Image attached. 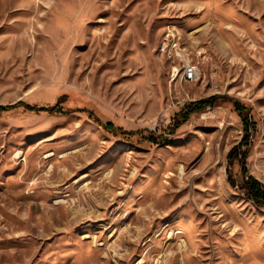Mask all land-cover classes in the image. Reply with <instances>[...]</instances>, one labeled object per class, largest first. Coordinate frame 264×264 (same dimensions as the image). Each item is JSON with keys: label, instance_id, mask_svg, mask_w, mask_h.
<instances>
[{"label": "rangeland", "instance_id": "374dc122", "mask_svg": "<svg viewBox=\"0 0 264 264\" xmlns=\"http://www.w3.org/2000/svg\"><path fill=\"white\" fill-rule=\"evenodd\" d=\"M21 102L64 113H0V264H264V207L228 181L240 102L264 183V0H0V106Z\"/></svg>", "mask_w": 264, "mask_h": 264}, {"label": "trees", "instance_id": "16d2710c", "mask_svg": "<svg viewBox=\"0 0 264 264\" xmlns=\"http://www.w3.org/2000/svg\"><path fill=\"white\" fill-rule=\"evenodd\" d=\"M218 96H212L206 99L197 100L188 104L185 110L181 111L177 116L176 123L170 127L169 133L174 134L177 129L184 123H186L190 117L197 112L205 111L209 107H215L218 103ZM235 111L241 117L244 124V138L241 143L235 146L229 154V162L232 165L236 160L239 161V165L242 171V179L240 185L234 180V176L231 170H229V184L232 188H237L240 192L244 193L245 197L253 201L256 205L264 207V183L259 179L251 175L247 168V158L248 151H242L241 148L244 145H247L248 148L251 147L250 139L257 131V122L250 112L247 111L246 107L240 102L233 103ZM23 107L29 112L35 113H49V114H63L64 109L58 103L50 107H36L31 106L26 103H18L10 106H0V113L5 111L14 110L17 108ZM90 118L93 119L100 127H102L106 132L113 133L115 135L122 134L124 136H132L138 132H131L123 130L122 128L116 127L112 122L103 123L99 118L94 117L93 114H90ZM168 140V139H167ZM150 141L154 144H160L155 136L152 134L150 136Z\"/></svg>", "mask_w": 264, "mask_h": 264}, {"label": "built area", "instance_id": "2783aa9c", "mask_svg": "<svg viewBox=\"0 0 264 264\" xmlns=\"http://www.w3.org/2000/svg\"><path fill=\"white\" fill-rule=\"evenodd\" d=\"M161 53L166 56L172 63H182V74L180 80L182 82L193 83V78H198L200 75L199 66L189 60L185 52L175 46L174 36L169 32L160 47ZM178 75L174 77H178Z\"/></svg>", "mask_w": 264, "mask_h": 264}, {"label": "bare ground", "instance_id": "6f19581e", "mask_svg": "<svg viewBox=\"0 0 264 264\" xmlns=\"http://www.w3.org/2000/svg\"><path fill=\"white\" fill-rule=\"evenodd\" d=\"M176 46V45H175ZM180 48V47H179ZM175 75H178V69H175ZM198 78H193V82H195Z\"/></svg>", "mask_w": 264, "mask_h": 264}]
</instances>
